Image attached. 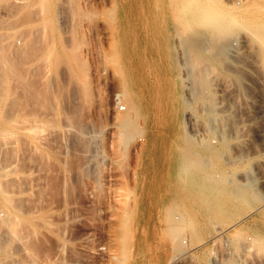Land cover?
<instances>
[{
	"label": "rangeland",
	"instance_id": "obj_1",
	"mask_svg": "<svg viewBox=\"0 0 264 264\" xmlns=\"http://www.w3.org/2000/svg\"><path fill=\"white\" fill-rule=\"evenodd\" d=\"M178 1L0 0V264H264V0Z\"/></svg>",
	"mask_w": 264,
	"mask_h": 264
},
{
	"label": "bare ground",
	"instance_id": "obj_2",
	"mask_svg": "<svg viewBox=\"0 0 264 264\" xmlns=\"http://www.w3.org/2000/svg\"><path fill=\"white\" fill-rule=\"evenodd\" d=\"M185 0H179L178 2H180V10H181V7H182V5L181 4H184L185 2H184ZM187 3V2H186ZM170 5V4H169ZM176 5V4H175ZM172 8H175V7H172ZM217 8V9H216ZM215 9L216 10H214L211 14H210V18H211V23L212 24H217L219 27H220V29H221V31H220V33L221 34H228V36L230 37L232 34H233V32L234 31H232L231 30V28H229L230 26H232L233 24H238L237 23V21H236V19H234V18H229V17H225V18H223V15H221L220 13L222 12L223 13V10H220V8L219 7H216ZM177 11V10H176ZM182 11V10H181ZM176 18V17H175ZM171 21V20H170ZM174 24V23H173ZM172 24V25H173ZM250 29H251V27H250ZM187 32H188V30H187V21H184V24H181V25H174V27H172L171 28V35L172 36H175V37H178L179 38V43L181 44L180 46L182 47V49L185 51V52H187V48H189V47H191V49H193V50H196V51H199V50H201V49H204V48H206L205 46H212V41L210 42L209 41V39H208V42L206 41L207 39H205V38H207L208 36L206 35V34H209V32H204L202 35H204V36H202V37H200L201 38V41L199 42V43H197V44H195V45H192L191 44V40L190 39H188L187 38ZM234 37H235V35H234ZM233 37V38H234ZM232 38V39H233ZM259 40H260V43L262 44V46H263V48H264V31H262L261 33H260V35H259ZM214 42H215V40H214ZM227 43V42H226ZM229 43V42H228ZM220 46V45H219ZM229 48V44H223V45H221L220 46V48L217 50V52L220 54V55H224L225 54V52L227 51V49ZM207 50V49H206ZM190 54V53H189ZM188 57V56H187ZM186 62H187V60H185ZM184 61V62H185ZM187 65H188V63H187ZM190 73V72H189ZM240 75V74H239ZM191 78H193V77H191ZM191 82L193 81V79L192 80H190ZM193 86H195V85H193ZM192 86V87H193ZM197 86V85H196ZM199 86V85H198ZM190 87V86H189ZM191 89H193V90H191L192 91V94L194 95V97L195 96H197L198 94H199V96L200 95H202V93H201V90L199 89V88H197V87H193V88H191ZM191 93V92H190ZM201 93V94H200ZM191 95V94H190ZM202 96H204V95H202ZM206 97V96H205ZM204 98V97H203ZM207 98H210V96H208L207 95ZM200 100V99H199ZM201 101V100H200ZM205 101V100H204ZM202 103V102H201ZM213 103L214 102H212L211 100H209L208 102H207V104H206V102H205V104H206V106L207 105H209V112H211L212 113V110H213ZM203 104H204V102H203ZM204 104V105H205ZM203 107V106H202ZM211 118L212 116H208V118ZM214 120V119H213ZM208 122L210 121L209 119L207 120ZM204 123H205V121H204ZM220 124H222V123H220ZM237 124V123H236ZM206 127H207V132L209 131L210 133L212 132V134L213 133H215L216 132V130H218V127L217 128H215V125H214V123L212 122V121H210L209 123H208V125H206V124H204ZM237 126V125H236ZM235 127V126H234ZM234 127L231 129L232 131H234ZM238 127H240V126H238ZM236 129H237V127H236ZM238 129H240V128H238ZM238 129L237 130H235V134L238 132ZM205 130V129H204ZM220 130V129H219ZM227 132V131H226ZM230 132V131H229ZM234 133H232L233 135H234ZM230 134H231V132H230ZM239 135H241V136H239ZM239 135H237V136H239L240 138L242 137V135L243 134H240L239 133ZM217 136V135H216ZM219 137H220V139H219V144H218V146H226V144H227V142L230 140V138H231V136L229 135V134H226V133H224L223 131L221 132V135H219ZM239 137H237V141H238V143H237V145H239L240 147L241 146H243V145H240V140H239ZM234 139H236V135H235V137H234ZM241 140H244V139H241ZM188 141V140H187ZM203 141H204V139H203ZM206 142H207V140H205ZM237 141H235V142H237ZM204 143V145L206 146L205 148H206V150L207 151H218V150H216V149H211V145H209L208 143ZM200 143H202V145H203V142H200ZM199 143V144H200ZM210 143V142H209ZM187 144H188V142H187ZM228 144H229V142H228ZM215 145V144H214ZM217 146V145H216ZM221 148V147H220ZM223 148V147H222ZM224 149V148H223ZM226 149V148H225ZM241 149H242V147H241ZM240 149V150H241ZM237 150V149H236ZM243 150V149H242ZM204 154V153H203ZM223 155V154H222ZM237 157L238 158H241V156L239 157V153H237ZM194 156V155H193ZM205 156V155H204ZM204 156H202V157H204ZM195 158H197L198 156H194ZM221 157V156H220ZM188 158V157H187ZM186 158V159H187ZM192 158V157H191ZM190 160V159H189ZM188 160V161H189ZM197 160V162H196V165H195V169H197V168H200L201 166H202V161H203V159L201 158V157H198V159H196ZM195 159H194V161H196ZM264 160V159H263ZM262 161V160H261ZM191 162H189V164H190ZM261 163H263V162H261ZM192 164V163H191ZM183 165V164H182ZM193 165V164H192ZM205 165H207V166H209L210 164H205ZM263 165V164H262ZM189 166H191V165H189ZM189 166H188V164H187V177L188 178H191L190 177V175H193L194 173L193 172H191L192 171V169H190L189 168ZM206 166V167H207ZM211 166V165H210ZM234 166V165H233ZM185 167H186V165H185ZM226 173V172H225ZM215 174H213L212 173V176H211V173L208 171V170H206V169H204V172H203V175H199V174H197L196 173V175H195V177L196 178H194V177H192V179H193V181L194 182H199L200 183V181L201 180H204L205 182H208V181H210V180H212L213 178V176H214ZM215 176H217V175H215ZM224 177V178H223ZM187 178V181L189 182L190 180ZM219 178H221V177H219ZM222 179H225V176L223 175L222 176V178H221V180ZM226 179H227V177H226ZM214 180H216V179H214ZM219 180V179H218ZM230 180L231 179H228L227 180V182L229 181L230 182ZM234 180V178H232V181ZM220 181V180H219ZM222 181H224V180H222ZM218 182V181H217ZM236 182V180L234 181V184H236L235 183ZM225 183V182H224ZM240 184H241V182H239ZM215 184H216V182H215ZM232 184H233V182H232ZM217 185V184H216ZM216 185H215V187H216ZM247 185V184H246ZM245 185V186H246ZM236 186H238V188H236V190H235V192H237V194H239V195H243V191H245V188L243 189V188H239V184L237 185L236 184ZM236 186H234L233 185V187H236ZM242 186V185H241ZM250 186H251V184H250ZM211 187H212V185H211ZM243 187V186H242ZM221 189V188H220ZM234 189V188H233ZM232 188H231V192L233 193V190ZM248 190H249V186H248V188H247ZM252 191H253V189H252ZM230 192V193H231ZM250 192H248V194H249ZM220 194V193H219ZM257 196H256V195ZM258 193L257 192H254V196L255 197H257L258 198ZM223 196H224V194H223ZM233 196V195H232ZM244 196V195H243ZM251 196L253 197V195L251 194ZM250 196V197H251ZM225 197V196H224ZM234 197V196H233ZM237 197V196H236ZM235 197V198H236ZM241 197V196H240ZM225 199V198H224ZM251 199V198H250ZM263 204H264V202H263ZM262 204V205H263ZM259 207V206H258ZM257 207V208H258ZM255 209V208H254ZM263 210H264V208H263ZM262 209L260 210V211H263ZM263 216H264V213L262 214ZM227 229V228H226ZM217 230V231H216ZM223 230H225V229H222V228H216L215 229V232L217 233H223L222 231ZM237 231V230H236ZM234 232V231H233ZM256 232V231H255ZM225 233V232H224ZM238 234H241L240 233V231H239V233H237V232H235V234L233 233V235L230 237V242H231V246H233V249L235 248H238V246H240V244H241V238H240V235H238ZM216 235V234H215ZM220 235V234H219ZM231 235V234H230ZM222 236H223V234H222ZM221 236V237H222ZM224 236H226L225 234H224ZM244 236V235H243ZM228 239V238H227ZM242 239H243V237H242ZM229 240V239H228ZM252 240V239H251ZM242 242H243V246H244V244H245V242H244V240H242ZM252 242H254V241H252ZM256 242V241H255ZM178 244V243H177ZM241 246H242V244H241ZM242 246V247H243ZM176 247H178V245H176Z\"/></svg>",
	"mask_w": 264,
	"mask_h": 264
},
{
	"label": "built area",
	"instance_id": "obj_3",
	"mask_svg": "<svg viewBox=\"0 0 264 264\" xmlns=\"http://www.w3.org/2000/svg\"><path fill=\"white\" fill-rule=\"evenodd\" d=\"M122 109V108H121ZM104 249V248H101ZM69 264H76L75 262H68ZM9 264H36L34 261L32 260H28V261H20V260H15Z\"/></svg>",
	"mask_w": 264,
	"mask_h": 264
}]
</instances>
